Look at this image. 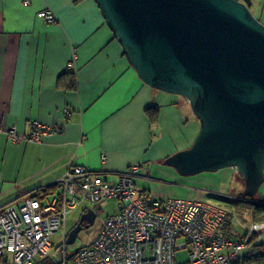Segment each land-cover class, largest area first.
Returning a JSON list of instances; mask_svg holds the SVG:
<instances>
[{
  "label": "crops",
  "instance_id": "1",
  "mask_svg": "<svg viewBox=\"0 0 264 264\" xmlns=\"http://www.w3.org/2000/svg\"><path fill=\"white\" fill-rule=\"evenodd\" d=\"M256 1L264 23V0ZM45 9L55 13V23L39 17ZM123 52L95 0H0V123L24 135L35 122L63 128L39 143H17L0 132V208L59 184L73 165L109 181L151 160L170 129L180 143L194 141L201 125L188 101L144 83ZM70 64L75 91L58 85ZM153 105L160 109L155 125L146 114ZM144 167L140 189L158 199H195L192 179L171 189L150 178L164 171L175 180V171Z\"/></svg>",
  "mask_w": 264,
  "mask_h": 264
},
{
  "label": "water",
  "instance_id": "2",
  "mask_svg": "<svg viewBox=\"0 0 264 264\" xmlns=\"http://www.w3.org/2000/svg\"><path fill=\"white\" fill-rule=\"evenodd\" d=\"M140 79L184 97L201 129L165 160L182 176L235 168L264 184V23L252 0H95ZM89 208L80 223H95ZM79 225L70 231L75 243Z\"/></svg>",
  "mask_w": 264,
  "mask_h": 264
},
{
  "label": "built area",
  "instance_id": "3",
  "mask_svg": "<svg viewBox=\"0 0 264 264\" xmlns=\"http://www.w3.org/2000/svg\"><path fill=\"white\" fill-rule=\"evenodd\" d=\"M39 17L57 21L51 9L40 11ZM62 129L35 122L32 132L24 135L0 123V132L17 143H39ZM141 168L134 164L110 183L88 167L72 166L60 182L61 193L31 196L0 209V264H177L181 249H189L186 264H235L264 251L257 249L264 242V221L248 227V239L256 237L253 243L234 242L223 229L231 218L228 211L197 199H158L137 186ZM109 200L119 201L122 209L107 217L94 243L69 253V212L84 201ZM61 229L63 247L54 250L52 236Z\"/></svg>",
  "mask_w": 264,
  "mask_h": 264
},
{
  "label": "rangeland",
  "instance_id": "4",
  "mask_svg": "<svg viewBox=\"0 0 264 264\" xmlns=\"http://www.w3.org/2000/svg\"><path fill=\"white\" fill-rule=\"evenodd\" d=\"M252 1L253 6L251 7V9L253 13L258 16L257 18H260L259 13L262 10V5L256 0ZM179 97L180 99H185L182 96ZM188 107H190V105ZM185 142L186 139L180 143L178 137L174 134L172 129L165 132L159 139L156 151L150 153L152 159L144 161L145 163H142V168H145V164L150 165L152 169L154 167L160 166L162 167V169H165L167 171H175L177 173L176 179H179V181L176 179H171L170 175H166L164 171H159L158 174L151 176L152 178H150L151 180H153L154 183L169 187L171 189H174L178 186H184V184L182 183H186L188 180L192 179L195 191V195L192 198L201 200L202 202H205L209 205L227 210L231 214V222L233 227L231 239L236 240L237 236L243 235L250 226V224L253 223L251 211L247 208L239 207L237 203L233 202L234 199L242 197L244 195V192L246 191L245 181L243 177L235 168H227L222 170L224 172L223 175H215L213 173H202L194 176L180 175L174 167L166 165L165 160L176 152L191 147L194 141L192 142L187 139V142ZM119 179L120 174L114 173L112 175H109V181L117 182L119 181ZM145 180L146 179L143 178H136L137 183H140L141 181ZM261 193L262 195H256L255 199L258 200L262 198L261 196L264 197V184L261 186L260 194ZM118 203L119 201L109 200L100 201L96 205L89 204V206H91L90 208H93L97 213L95 223L89 228L81 231L75 243L68 245L69 253H74L77 249L89 246L94 243L107 217L116 213L119 210ZM86 205H88L87 201H84L76 209L69 212L67 217L66 230H69L79 220L81 212L83 211ZM63 235L64 229H61L52 236L54 250H57L58 247H63ZM189 260V249H181L177 251V264H186Z\"/></svg>",
  "mask_w": 264,
  "mask_h": 264
},
{
  "label": "trees",
  "instance_id": "5",
  "mask_svg": "<svg viewBox=\"0 0 264 264\" xmlns=\"http://www.w3.org/2000/svg\"><path fill=\"white\" fill-rule=\"evenodd\" d=\"M123 55L126 56V53L123 52ZM58 85L60 87H63L64 89H66L68 91H70V90L75 91L78 88L77 79H76V72L72 71L69 68V70H67V72H65L63 75H61L60 78L58 79ZM146 114H147L151 124L155 125V124H157L159 122L160 109H159L158 106L153 105V106L147 108L146 109ZM73 166H78V165H73ZM141 167H142V165H141ZM96 174H99V173H96ZM60 188H61V184L60 183L59 184L50 185V186H47V187H43V188H40L34 194V196L35 197H41V196H46V195H49V194H53V193L59 191ZM259 195H262V193L260 194V192H259L258 196ZM261 197H262L261 198L262 200L261 199L257 200V199H255V197L248 196L244 192V195L242 197H240L238 199L237 198L234 199L233 202L237 203L239 207L247 208L248 210H250L251 213H252L253 223H259V222H263L264 221V197L263 196H261ZM2 208H0V209H2ZM230 217H231V214H230ZM223 229L229 235L230 240H232L231 239V233H232L233 227H232L231 218H230V220H228L227 222L224 223ZM248 237H249V235H248V229H247L246 232L243 235H238L237 239L236 240H232V241H234V242L235 241L236 242L237 241L238 242H252L253 241L254 242V240L256 239V237H253L252 240H249ZM82 248L77 249L73 254L74 255L77 254L79 252V250L82 249ZM257 249L264 250V242L259 244V245H257ZM235 264H264V251L263 252H258L256 255H252V256L245 255L244 257L240 258Z\"/></svg>",
  "mask_w": 264,
  "mask_h": 264
},
{
  "label": "flooded vegetation",
  "instance_id": "6",
  "mask_svg": "<svg viewBox=\"0 0 264 264\" xmlns=\"http://www.w3.org/2000/svg\"><path fill=\"white\" fill-rule=\"evenodd\" d=\"M256 16V15H255ZM256 17H258V16H256ZM260 19V18H259ZM261 20V19H260ZM262 21V20H261ZM188 101V100H187ZM188 103H189V101H188ZM190 105V104H189ZM191 108V107H190ZM85 212H87V210H85V211H83L82 213H81V216L85 213ZM81 216H80V218H81ZM80 218H79V220L69 229V232L71 231V230H73L74 228H76L77 226H79V225H81L82 226V230L81 231H83L84 229H87L86 228V225H87V222H83V223H80ZM80 231V232H81ZM80 232H79V234H80ZM78 234V235H79ZM78 237V236H77Z\"/></svg>",
  "mask_w": 264,
  "mask_h": 264
},
{
  "label": "bare ground",
  "instance_id": "7",
  "mask_svg": "<svg viewBox=\"0 0 264 264\" xmlns=\"http://www.w3.org/2000/svg\"><path fill=\"white\" fill-rule=\"evenodd\" d=\"M127 57V56H126ZM87 225H88V222H87ZM69 230L67 229V231H66V244L67 245H69L68 243H67V240H68V237H69Z\"/></svg>",
  "mask_w": 264,
  "mask_h": 264
}]
</instances>
